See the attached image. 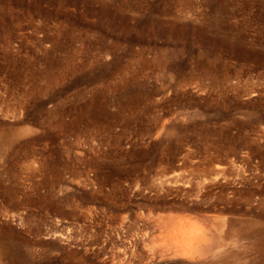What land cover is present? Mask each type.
Segmentation results:
<instances>
[{"label":"rangeland","instance_id":"1","mask_svg":"<svg viewBox=\"0 0 264 264\" xmlns=\"http://www.w3.org/2000/svg\"><path fill=\"white\" fill-rule=\"evenodd\" d=\"M256 239L264 0H0V264H262Z\"/></svg>","mask_w":264,"mask_h":264},{"label":"bare ground","instance_id":"2","mask_svg":"<svg viewBox=\"0 0 264 264\" xmlns=\"http://www.w3.org/2000/svg\"><path fill=\"white\" fill-rule=\"evenodd\" d=\"M100 5H101V8H100V12L99 13H101V14H103V16L105 17V18H108L109 20H108V22L109 23H112V21L110 20V16H111V12H109L108 11V6H107V3H105V2H101L100 3ZM116 9H118V8H116ZM177 24V23H176ZM171 26V31L172 32H179V31H181V27L180 26H177V25H175V24H171L170 25ZM204 234V233H203ZM200 236V235H199ZM204 239V238H203ZM209 242V241H208ZM211 242V241H210ZM212 243V242H211ZM218 243H220L219 241H218ZM206 244V243H205ZM204 244V245H205ZM207 245V244H206ZM215 245V244H214ZM212 246V245H211ZM211 246H206L208 249H212V248H210ZM216 246H219V244L218 245H215V246H212V247H216ZM256 247H255V249H256V251L259 253V256H260V260H259V262L261 261L262 262V264H264V239H262V240H259V239H256V245H255ZM205 247V248H206ZM206 248V249H207ZM207 249V250H208ZM206 250V251H207ZM205 251V252H206ZM202 252V251H201Z\"/></svg>","mask_w":264,"mask_h":264}]
</instances>
